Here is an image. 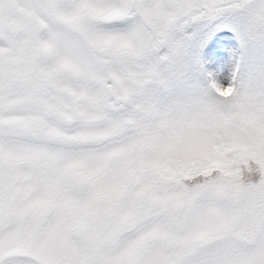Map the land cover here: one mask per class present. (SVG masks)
I'll return each mask as SVG.
<instances>
[{
  "label": "snow or ice",
  "instance_id": "snow-or-ice-1",
  "mask_svg": "<svg viewBox=\"0 0 264 264\" xmlns=\"http://www.w3.org/2000/svg\"><path fill=\"white\" fill-rule=\"evenodd\" d=\"M0 264H264V0H0Z\"/></svg>",
  "mask_w": 264,
  "mask_h": 264
}]
</instances>
